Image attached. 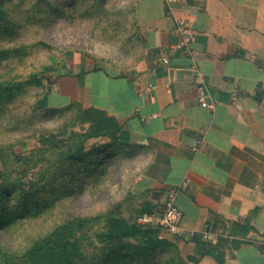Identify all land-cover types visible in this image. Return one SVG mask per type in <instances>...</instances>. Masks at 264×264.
<instances>
[{
  "label": "crops",
  "instance_id": "1",
  "mask_svg": "<svg viewBox=\"0 0 264 264\" xmlns=\"http://www.w3.org/2000/svg\"><path fill=\"white\" fill-rule=\"evenodd\" d=\"M134 1L136 65L64 75L55 93L118 121L114 152L136 163V193L154 215L178 190L183 226L196 232L179 242L197 264H264V0ZM178 19L190 54L172 50Z\"/></svg>",
  "mask_w": 264,
  "mask_h": 264
},
{
  "label": "rangeland",
  "instance_id": "2",
  "mask_svg": "<svg viewBox=\"0 0 264 264\" xmlns=\"http://www.w3.org/2000/svg\"><path fill=\"white\" fill-rule=\"evenodd\" d=\"M4 13L2 26L15 33L0 34V48L23 50L0 65V81L11 85L32 73H44L54 81L98 68L125 72L143 53L134 0H11ZM55 89V83L44 82L41 87L23 86L13 97L0 93V161L16 162V150L32 158L26 171L31 183L26 207L13 205L17 214L25 212V218L0 232V245L19 257L35 239L66 221L97 217L91 229L74 234L94 240L95 229L109 218L138 221L143 208L144 197L135 187L136 163L109 156L103 149L108 139L91 140L85 159L59 164V151L44 139L59 142L71 129L85 131L87 126L71 127L79 111L73 104L80 102L57 95ZM160 236L162 243L149 249L123 242L119 255H108L101 245L92 246L84 238L80 242L88 264H195L179 239L164 232Z\"/></svg>",
  "mask_w": 264,
  "mask_h": 264
},
{
  "label": "trees",
  "instance_id": "3",
  "mask_svg": "<svg viewBox=\"0 0 264 264\" xmlns=\"http://www.w3.org/2000/svg\"><path fill=\"white\" fill-rule=\"evenodd\" d=\"M9 1L11 0H0V10L2 11L0 34L3 33L6 36H12L15 33L9 30L8 25L2 26L1 24ZM135 24H137L136 19ZM22 51L11 47L0 48V65L21 56ZM62 77L64 76L51 81L44 73H32L23 82H18L15 85L0 81V93L13 97L23 86L41 87L44 82L54 84ZM73 106H76L79 111H75L77 114L70 124L71 127L79 124L86 125L87 129L85 131L71 129L69 136L59 142L44 139L50 143L51 149L59 151V164L65 161L85 159L90 153L87 150L88 144L93 139H110L109 143L103 146V149L107 151L109 156H118L114 152L121 133V126L118 121L102 109L87 107L81 103H75ZM9 146L7 144L3 147L8 148ZM14 159L16 161L14 163L0 161V232L10 226L12 221L25 218V212L17 214L13 205L26 204L29 199L27 188L31 183L27 182L29 173L26 171L28 165L32 163V158H25L16 150L14 151ZM22 166L26 167L23 173L18 171ZM23 207L26 206L23 205ZM145 215L153 216L154 212L152 207L143 201L140 217ZM97 219V217H84L80 220L66 221L56 226L45 236L35 239L21 257L16 254V251L8 250L5 245H0V264H88L84 244L80 242L83 238L92 246L101 245L104 248V253L108 255L121 254L120 247L126 241H134L143 249L153 248L162 243L160 236L162 230L159 226L143 225L139 223V220L127 221L119 217L109 218L104 226L96 228L93 235L94 240L85 234L80 237L81 239L74 236L77 230L91 229ZM190 260L197 262L193 258Z\"/></svg>",
  "mask_w": 264,
  "mask_h": 264
},
{
  "label": "built area",
  "instance_id": "4",
  "mask_svg": "<svg viewBox=\"0 0 264 264\" xmlns=\"http://www.w3.org/2000/svg\"><path fill=\"white\" fill-rule=\"evenodd\" d=\"M173 2L174 0H169ZM177 30L184 34L183 40L174 46L172 50L177 52H182L185 54H190L192 52V35L187 30L186 21L184 19L177 20ZM197 75L195 82L197 84V94L201 102V106L204 108H210L208 102V94L205 79L196 70ZM178 190L170 189L167 192L166 199L163 203L162 212L160 215L153 216H142L139 218V223L146 225L152 224L160 227L162 232L168 233L176 239L183 241H191L195 238L196 232L193 230H186L183 226V213L177 206ZM209 236L207 234L203 235V240H208Z\"/></svg>",
  "mask_w": 264,
  "mask_h": 264
}]
</instances>
